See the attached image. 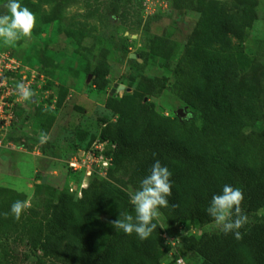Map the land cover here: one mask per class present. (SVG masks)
I'll use <instances>...</instances> for the list:
<instances>
[{
    "label": "trees",
    "instance_id": "16d2710c",
    "mask_svg": "<svg viewBox=\"0 0 264 264\" xmlns=\"http://www.w3.org/2000/svg\"><path fill=\"white\" fill-rule=\"evenodd\" d=\"M77 1L58 0L47 20L58 19ZM236 1L243 6L242 19L225 15L218 0H201L200 20L177 65L179 73L188 69L197 73L185 99L201 114L203 127L171 119L145 102L157 92L152 77H146L133 93L112 95L106 101L117 116L116 121H106L100 133V140L109 145L108 173L114 176L126 171L129 185L136 189L155 160L172 173L173 194L168 200L176 207L160 209L163 221H154L158 227L147 240L112 226L120 213L135 216V211L128 189L108 182L84 187L80 196L65 190L57 194L51 185L38 184L36 192L45 191L46 199L27 208L19 220L11 213V205L27 200V195L0 186V236L19 232L31 249L41 252L34 264H176V260L164 261L172 250L165 233L178 240V254L185 260L195 253L201 264H264V215L260 214L264 209V162L251 158L244 131L257 106L255 79H240V69L248 62L243 54L233 52L243 42L246 28L253 26L261 0ZM175 6L183 9L180 2ZM147 39L150 52L170 66L177 44L156 35ZM96 63L93 60L84 70L94 75L96 88L105 90L107 72ZM129 67L141 71L145 65L134 58L129 59ZM64 97H59L60 105ZM18 121H13L9 134L15 143H19L16 133L25 128ZM225 184L244 193L241 207L248 223L240 229V240L221 229L207 230L215 223L207 213L209 202ZM0 264H14L7 247L0 252Z\"/></svg>",
    "mask_w": 264,
    "mask_h": 264
},
{
    "label": "rangeland",
    "instance_id": "374dc122",
    "mask_svg": "<svg viewBox=\"0 0 264 264\" xmlns=\"http://www.w3.org/2000/svg\"><path fill=\"white\" fill-rule=\"evenodd\" d=\"M176 2L181 3L182 10L176 8ZM200 2L78 0L66 7L58 19L49 22L47 17L55 11L58 0H20L35 14L36 26L31 37L9 45L0 41V51L17 66L14 72L6 75L15 91L8 100V109L14 120H19L18 125L25 127L16 133L19 137L17 149L0 148V186L25 193L30 207L47 197L45 191L36 192L38 184L51 185L57 194L64 190L77 194L84 187L104 182L125 187L129 193L136 191L129 185L126 171L111 176L99 162L108 158L109 150L108 143L100 140L101 130L106 121L117 120V116L107 108L106 101L112 95L133 93L146 77H152L157 92L148 95L145 102L153 104L159 113L171 119L195 122L203 127L201 114L185 99L187 91L197 80V73L189 69V72L181 73L176 70L184 46L200 20ZM218 3L225 15L239 19L244 16L243 6L236 0H218ZM88 12L91 14L87 15ZM256 12L253 26L246 28L243 42L233 52L243 54L248 62L240 69V79H255L257 106L244 131L248 136L246 145L251 158L262 163L264 0L259 2ZM149 35L177 44L170 66H166L163 58L150 52ZM134 58L145 65L143 70L129 67V59ZM93 60L107 72L109 83L105 90L96 88L94 75L84 70ZM21 82L36 95L22 100L17 95V84ZM61 95L65 97L60 105L58 99ZM180 109L184 110L186 118H181ZM41 132L50 137L47 143H40ZM211 132L208 131L213 138ZM76 158L85 161L83 168L71 166ZM43 177H47L46 181ZM260 214L264 215V209ZM159 221H163L162 214ZM180 229L185 231L184 226ZM220 229L216 223L207 227L211 232ZM6 247L14 257V264H34L41 256L40 251L31 249L27 241L21 239L19 232L11 237L0 236V252ZM174 256L169 254L164 261L169 263ZM201 261L195 253L186 256L187 264H201Z\"/></svg>",
    "mask_w": 264,
    "mask_h": 264
},
{
    "label": "clouds",
    "instance_id": "9594fccd",
    "mask_svg": "<svg viewBox=\"0 0 264 264\" xmlns=\"http://www.w3.org/2000/svg\"><path fill=\"white\" fill-rule=\"evenodd\" d=\"M5 11L7 14H0V41L9 45L31 37L36 26L35 14L22 5L20 0H3L0 12ZM17 95L22 100H29L36 93L21 82L17 84ZM49 139L47 133H40L41 144L47 143ZM171 177L168 167L155 160L149 174L140 181V187L129 194L135 216L127 212L120 213L118 219L111 221L112 226L127 235L135 233L141 240H147L158 227L160 209L176 207L175 204L170 205L168 200L173 194ZM243 201L244 193L241 188L225 184L220 193L211 197L207 208L208 215L221 227L223 233L231 234L236 240L243 238L240 229L248 223V216L241 207ZM29 207L28 200H16L11 205V213L19 220ZM3 215L7 217L8 213ZM177 264H183V259L178 258Z\"/></svg>",
    "mask_w": 264,
    "mask_h": 264
},
{
    "label": "built area",
    "instance_id": "2783aa9c",
    "mask_svg": "<svg viewBox=\"0 0 264 264\" xmlns=\"http://www.w3.org/2000/svg\"><path fill=\"white\" fill-rule=\"evenodd\" d=\"M11 62L13 61L7 58L5 54L0 51V148L17 149V144L13 140H9V134L12 131L14 117L8 109V100L13 97L15 91L11 86V83H8L6 75L7 73L14 72V70L17 69V66L13 65ZM99 162L106 169H108L111 165V160L109 158L99 160ZM71 166L76 169H81L85 166V161L76 158L71 162ZM71 191H73V189ZM80 195L81 192H79V196ZM164 237L166 238L167 243L172 246L170 255H175L173 260H176V264L178 258H182L183 264H187L184 257L178 254V240L167 233L164 234Z\"/></svg>",
    "mask_w": 264,
    "mask_h": 264
},
{
    "label": "water",
    "instance_id": "95a60500",
    "mask_svg": "<svg viewBox=\"0 0 264 264\" xmlns=\"http://www.w3.org/2000/svg\"><path fill=\"white\" fill-rule=\"evenodd\" d=\"M179 115L181 116V118H186V114L184 113V110L183 109H180L178 111ZM43 181H46V177L43 178Z\"/></svg>",
    "mask_w": 264,
    "mask_h": 264
},
{
    "label": "crops",
    "instance_id": "0c3cea01",
    "mask_svg": "<svg viewBox=\"0 0 264 264\" xmlns=\"http://www.w3.org/2000/svg\"><path fill=\"white\" fill-rule=\"evenodd\" d=\"M36 172H37V170L35 169L34 176H35ZM43 178H44V177H43ZM46 179H47V177H46ZM3 187H4V186H3ZM8 188H10V187H8ZM11 189H13V188H11ZM14 190H16V189H14ZM16 191H18V190H16ZM18 192H21V191H18Z\"/></svg>",
    "mask_w": 264,
    "mask_h": 264
}]
</instances>
